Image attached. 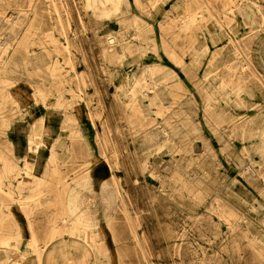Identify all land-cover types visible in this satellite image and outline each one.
<instances>
[{"label":"rangeland","instance_id":"rangeland-1","mask_svg":"<svg viewBox=\"0 0 264 264\" xmlns=\"http://www.w3.org/2000/svg\"><path fill=\"white\" fill-rule=\"evenodd\" d=\"M211 1L209 0L208 5L213 7L217 13L219 10L222 18L220 22L215 21L203 7L198 11L204 26L213 21L221 28H233L236 14L239 12L243 23L232 31L240 29L245 32L243 39L247 42L255 36L257 30L264 26V18L259 21L257 19L244 20L242 15L244 11H251L252 8H255V5L259 4V0H213L214 3ZM64 2L69 10L71 22V27L66 29V32L71 39L75 37L77 42L74 43L75 40H71L70 54L73 56V60L68 62L66 58L64 35L55 21H53V28L50 29L48 27L32 28L31 39L37 40L41 36L42 39L40 40L41 44L39 40L38 43L30 42L29 48L39 50L42 45L45 46L48 56L45 57L44 63L50 64L51 68H56L55 71H57L56 76L51 79L54 81L52 87L64 90V95L69 97L72 107H74V110H71L69 114L65 112L70 110L65 109L64 106L60 109H53L45 119L47 123L53 125L52 136L54 138L61 136L63 141L60 143L66 144L69 148L70 153L59 154L58 168L61 169L60 177L70 183L71 194L69 195H71L70 198L73 200L74 206L82 207L85 210L83 217L97 222L107 232L108 237L104 244L109 246V250L105 254L112 257L108 264H147L141 254L137 239L142 231L146 235L149 259L156 264L164 262L165 226L163 223L165 222L158 220L154 213L158 212L163 216V211L171 208V215L178 226L181 223L177 217L182 214L178 209L176 210L174 203L163 201L164 197L168 196L172 199L175 196L173 192L185 194V192L193 191L194 195L201 194L204 200L208 201L211 195L219 196V193L226 192L222 186L238 174L237 169L250 177V180L251 177H255L252 182L245 184V188L248 190L252 202H256V212L264 211V181L262 182L264 161L251 156L247 152V148L241 146L232 137V132L240 127L239 125L246 121L249 115L257 113L264 106V80L251 71L249 66L239 67L241 72L250 76L255 85L260 88L258 92L261 98L249 104L240 103L239 100L235 102L221 100L223 104L219 105V101H216V108L213 109L215 112L208 111L209 107L204 108L203 101L197 102L191 93L182 89L177 90L172 96L169 94L165 96L164 86L160 83L149 94L162 99V110L157 111L152 120L145 119L142 114L131 110L130 104L127 102L126 95L130 92L129 76L135 73V70L138 71L142 68L138 65L142 64V60L147 62L149 55H155L161 62L160 66L153 68L158 71L155 74L161 73L165 69L172 70L174 73L178 72L179 65H176L174 61L176 58L173 59L171 53L168 54V51L164 50L161 40L155 45L150 44L153 40L142 43V34L138 35L139 32L136 34L130 27L121 26L118 36H122L124 40L115 47L109 48L106 40L108 24L89 21L86 15L81 12L80 0H64ZM134 6L137 7V5ZM183 12H188V8L186 7ZM228 13L231 15L230 18H228ZM249 17L251 18V16ZM256 17L259 18L258 15ZM81 19L83 24L80 22ZM24 29L14 31L17 36L12 40V43L25 36L26 30ZM174 33L173 30L172 35L165 34V37L173 44H179V33L177 32L176 36ZM48 34H51L52 38H49ZM189 42L192 43V41ZM75 44L78 45L77 48ZM122 45L125 46V51L129 54L137 53L139 55L138 62L123 60ZM175 49L180 51L179 46H175ZM183 54L190 57V53L187 51ZM200 54L204 57L207 52L203 51ZM118 57L120 58L118 59ZM70 62H73V67ZM135 66L139 67L138 70ZM9 68L10 70L7 72L0 71V84L10 87L14 90L13 94L21 96L24 105L26 104L25 97L28 94L24 86L27 87L30 81L39 80L41 77L46 78L45 72L42 71L35 75L31 68L28 67L26 71L23 66H20V62L17 67ZM236 69L237 67L234 66V70ZM84 70L86 73L84 79H81ZM173 77L175 76L173 75ZM144 78L148 77L145 75ZM192 78L194 79L193 75ZM122 80L128 82H121ZM19 86H23L25 91L22 89L19 93L16 92L19 90ZM237 92H241V90ZM83 102L88 105L90 110L76 111V107H79L78 105ZM23 105L16 111L15 116L9 118L6 127L3 129L0 127V146L6 149L9 157L8 162L14 166V171L0 177L2 181L0 182V206L18 209V211L1 214L2 216L12 215L13 224L16 223L19 226V234L10 237V239H21L22 236H28L31 240L34 239L32 241L35 246L42 242V245L46 247L48 243H60L62 240L52 238L47 232L48 219L54 215L58 205L51 202L54 195L53 192H50L47 195L50 202H44L42 193L40 201L37 200L36 203L33 201L29 216H26L25 210L22 208L21 202L25 201L30 190H33V187L29 190L26 186L20 187L19 184L24 176L25 163L31 161L33 166L38 161V159L35 161L32 157L31 160L26 156L27 136L32 129L31 126L36 131L40 129L39 124L35 123L41 117V109L33 106L30 110H24ZM68 117L73 119L71 127L67 126L66 119ZM183 122H187V124H183ZM177 125L182 126L183 129L188 127V130L176 133L174 129ZM168 137L172 138L170 145L165 144ZM209 152L212 155H209ZM106 159L112 166L111 170L107 168ZM40 163L42 167L45 163L44 157L40 158ZM36 166L39 167L38 164ZM203 168L208 169L209 172L203 173ZM193 173L204 178L206 187H202L200 190L189 185L198 186L199 181L202 180L199 177L194 182L188 181L189 184L185 185V188L173 186V182L179 185L183 177ZM37 174L43 175L42 171ZM123 192L136 202L134 207L128 206L130 214L135 207L143 208L140 212L141 224L138 223L133 213L131 218L127 219L125 213L120 209L116 194H123ZM199 192H209V194L206 196ZM220 196L223 198L225 195ZM229 198L230 206L241 214V220L236 235L233 237L237 241V245H229L230 250L223 252L225 259L222 261L227 264H264V242L257 243L259 249H254L248 244L247 238L242 236L246 223L251 220V217H254L255 211L253 212L248 204L236 201L233 196L229 195ZM81 199L88 200V203L85 204L83 200L80 206L76 205ZM183 199L188 207L195 205V200L187 194ZM139 200L142 203L138 205ZM109 215H111L112 221L109 220L108 225L107 217ZM193 221L192 218L188 222L190 228L186 233V240L192 242H194L193 239H199L198 228L195 227L196 224ZM29 223L31 229L28 228ZM216 223L219 224L222 232L227 230L225 219L219 217L214 211L211 212L210 218L204 219L201 227L205 232H209L212 224ZM57 224L61 225L59 221ZM8 227L7 225L5 229L9 230ZM87 232L81 234L84 236ZM7 247L6 244L0 245L2 249ZM87 250L80 264H101L99 254L89 246ZM227 255H229V259H227ZM73 256L68 253L67 264H78L77 257ZM182 260L183 264H186L184 260L188 262L187 256L182 257ZM176 264H180V260L177 259Z\"/></svg>","mask_w":264,"mask_h":264},{"label":"bare ground","instance_id":"bare-ground-1","mask_svg":"<svg viewBox=\"0 0 264 264\" xmlns=\"http://www.w3.org/2000/svg\"><path fill=\"white\" fill-rule=\"evenodd\" d=\"M158 1L159 0H135L139 10L138 13L129 14L124 18L113 19L108 22L95 18L91 15V11H94V14L98 16L101 13L102 15L105 14L103 10H101L103 8L99 7V2H97V0H80V6L81 12L83 15H86V18L89 21L98 24H108V37L106 40L109 48L115 47V45H117L120 41L124 40L122 36H118L117 31L118 28L123 26L133 28L136 34L139 32L138 35L142 34V43H144V41L151 42L153 40L150 44L155 45L159 42V40H161L163 44L162 46L164 50H166L168 47L167 43L170 42L169 39L164 37V35L162 37L155 36L153 38L151 30L147 29L149 25L144 19L149 9L154 7ZM125 6L130 7L129 4H126ZM255 6L257 13L254 11L251 12L250 10L246 11L245 20H248L249 16H251L252 20L257 19L258 21L264 18V16L260 14L259 4ZM202 7H205L207 12H209L213 18L214 13L212 7H210L208 3H204ZM106 13L108 14V12ZM256 15H258L259 18H257ZM192 16L193 14H189L188 19ZM53 21H55L62 30V34L64 35L65 51L67 52L66 58L68 59V62L72 61L73 56L70 54L71 40L74 41L75 37L71 39L66 32V29L71 27V22L69 10L66 7L64 0H0V71L7 72L10 70L9 67H17L20 62V66H23L26 71L29 67L35 75H38L42 71H44L46 75V78L41 77L39 80L30 81V84H28L27 87L24 86V88L23 86H19V90H16V92L19 93L24 88L28 92L25 97L26 104L24 105L23 100H21V96H17L16 93L13 94L14 90L10 89V87H5L0 84V127L1 129L6 127L9 123V118L11 116H15L16 111L21 109L22 105L24 110H30L33 106L37 109H41V117L38 122L35 123L37 125L39 124L40 129L36 131L31 126L32 132L30 130L27 136L28 149H26V156L28 158L32 157L35 161L38 159L36 164H38L39 167H37L36 164L32 166L30 163L31 161H27L25 163L26 167L23 169L24 176L19 184L20 187L26 186L29 190L33 187V190H30L29 195H27V199L21 202L23 205L22 208L25 210L26 216H29L31 214L30 207L33 201H35V203L37 200L40 201V194L42 193L44 202L48 203L50 200L47 195L48 193L53 192L54 199H52L51 202H53L56 206L58 205V207L55 209L54 215L50 216L48 219L49 225H47V232L50 236L55 239H62L60 247H62L64 251L74 250L78 264L81 263L87 253L88 246L94 252L99 254L101 264H108L112 257L108 255L106 256L105 254V252L109 250V246L104 244V242L107 241V232L97 222L84 218L83 212H85V210L82 207L77 208L74 206L73 200L70 198L71 195H69L71 194L69 191L71 190L70 183L60 177L59 174L61 173V169L58 168L59 154L70 153V151L66 144L60 143L63 141L60 138L61 136H57L56 138L52 136L51 128H53V125L47 123L45 119L47 115L51 114L53 109H60L64 106L65 109L70 110L65 112L68 114L71 113V110H74L69 97L64 95V90L57 88L54 89V87H52L54 81L51 79L56 76L57 71H55L56 68H51L50 64L47 65V63H44L46 59L45 57L48 56L45 46L42 45L39 50H31L29 48L30 42L38 43L39 40V43L41 44L40 40L42 39V36L37 40L31 39L30 35H33L32 28L48 27V29H50L54 26ZM216 21L219 22L218 17L216 18ZM80 22L83 24L82 19ZM17 29H20L21 31L23 29L26 30V34L24 32L25 36L12 43V40L17 36L14 34V31ZM161 29H164V27H161ZM48 37L52 38L51 34H48ZM207 38L211 40L210 36H207ZM74 43H77L76 40ZM75 47L77 48L78 45L75 44ZM171 56L173 59L176 58L174 61L176 62V65L178 64L180 66V55L175 51H171ZM119 58L120 57H118V59ZM70 64L73 67V62H70ZM169 71L172 72L170 73L172 76H169L166 80L159 83L153 81L154 74L158 72L157 69L153 68H141L138 71L135 70V73H132V75L129 76L130 92L126 96L131 110L138 114H142L145 119L152 120L154 115L157 114V111L162 110L163 107L162 99L160 97L149 94L153 91L156 85L162 83L166 89L165 92L167 95L169 94V96H172L177 90L185 89L184 86L180 84L178 79L173 77V75L176 74L172 70H168V72ZM28 73L31 72L28 71ZM85 73L86 71L84 70L82 72L81 79H84ZM145 75L148 78L145 79ZM78 96L80 97V95ZM240 103H242V101H240ZM80 104L81 105H78L79 107H76V111L90 110L88 105L84 102ZM66 120L67 126L71 127L73 119L68 117ZM184 123L187 124V122H183V124ZM187 128L188 127H185L183 129L182 126L177 125L174 130L178 133L180 131H187ZM194 130L196 131V128ZM170 141H172L171 137L166 138L165 144L170 145ZM247 152L250 154L248 150ZM208 154L212 155L210 152ZM41 157H44L45 162L42 167L40 163ZM8 161L9 157L6 149H3L0 146V177L14 171V166ZM106 164L107 168L111 170L112 166L107 159ZM203 170V173L209 172L206 168H203ZM39 171H42V176L37 174ZM237 172L238 174L235 177L222 186V188L226 190L225 193H219L220 195H225L223 198L220 195H211L210 199L205 201L203 195L201 194L194 195L192 193L193 191L185 192L187 196L195 200V205L188 207L183 199L185 196L183 192H173L175 196H173L172 199L168 196L164 197L163 201L167 200L170 204L174 203L176 210L178 209L182 212V214L180 217H177L178 221L181 223L180 226H178L174 222V218L171 215L170 206L169 210L163 211V216H161L158 212L154 213V216L158 220L165 222L163 223V226H165L163 242L164 262L161 261L159 264H176L177 259L180 260V264H183V260L181 261V258L185 255L188 258V262L184 260L186 264H227L222 261V259H225L223 252H229V245H237V241L233 237L236 235V231L240 226L241 220V214L230 206L231 200L229 195L233 196L238 202L248 204L250 209L253 212L255 211L253 214L254 217H251V220H248V223H246L245 232L242 236L247 238V242L252 246V248L259 249L257 248V243L264 242V211L256 212V202H252V198L248 193V190L245 188V184L247 182H252L255 177H251L250 180V177H247L243 172H241V170L237 169ZM197 177L202 179L199 181L198 186L188 183V181L194 182ZM263 181L264 179L262 182ZM0 182H2L1 179ZM181 182L179 185L175 182L172 184L175 188L181 189L185 188V185L187 184L192 185L191 187L195 186L200 190L202 187H206L204 178L194 173L190 174V176L188 175L183 177ZM208 186L211 187L212 185L209 184ZM204 194L207 196L209 192H205ZM116 197L119 200V207L125 213L126 218H131V214L133 213L136 220H138V223L141 224L140 212L143 208L140 206L139 208L135 207L136 209L133 208L132 213L130 214L128 206L134 207L136 202L133 201L132 198L125 192H123V194H116ZM83 200L84 199H81L76 205L80 206ZM84 203L87 204L88 200H84ZM139 203L142 202L139 200L138 205ZM213 211L216 212L219 217L225 219L227 223V230L225 232L220 230L219 224L217 223L212 224L209 232H205L201 227L204 219L210 218L211 212ZM202 213L204 214L200 217ZM11 216L12 215H7L0 218V245L6 244V246H8L7 240L10 237L19 234V226L16 223L13 224ZM107 218V224L109 225V220L112 221L111 215ZM192 218L194 220L193 222L196 224L195 227L198 228L199 236V239H193L194 242L186 240V233L188 228H190L188 222H190ZM58 221L61 224L60 226L57 224ZM7 225L9 226L8 228H10L9 230L5 229L7 228ZM28 228L31 229L30 223L28 224ZM86 231L88 232L83 236L81 233ZM110 232H112L111 229ZM145 238L146 235L143 231L137 238L141 254L147 264H156L153 260L149 259V252ZM32 240L34 241V239ZM227 259H229V255H227Z\"/></svg>","mask_w":264,"mask_h":264},{"label":"crops","instance_id":"crops-1","mask_svg":"<svg viewBox=\"0 0 264 264\" xmlns=\"http://www.w3.org/2000/svg\"><path fill=\"white\" fill-rule=\"evenodd\" d=\"M97 2L105 14L101 13L98 16L94 14V11L90 13L93 17L107 22L139 12L138 8L134 6L136 5L135 0H97ZM214 2L211 1V3ZM204 3H209V0H159L144 17L153 38L163 35L165 37V34L172 35L173 30L175 31L174 36L179 33L180 43L173 44L169 40L165 50L168 51V54L175 51L181 57L182 65L180 64L178 72H175V78L184 86L185 89L182 90L191 93L197 102L203 101L204 108L209 107L208 111L216 108V101L222 105L221 100L234 102L239 100L245 104L259 100L261 98L258 92L260 88L255 85L250 76L242 73L239 67L249 66L251 71L264 80V26L256 31L255 36L251 37L249 42L243 39L245 32L240 29L232 31L243 23L239 12L236 14L233 28H221L213 21L204 26L198 11L203 8ZM258 3L260 14L264 16V0H259ZM126 4L131 6L127 7ZM186 7L188 12L185 13L183 11ZM212 9L214 20L216 21L218 17L220 22L222 16L219 10L217 13L213 7ZM251 11L257 13L256 8H252ZM189 14H193V16L188 19ZM242 15L245 20L246 11ZM230 17L231 15L228 13V18ZM117 31L120 33L119 28ZM162 31L163 33H161ZM207 36H210L211 40ZM188 41H192V43H188ZM175 46H179L180 51H177ZM121 47V55L125 62H138L139 55L137 53L129 54L125 51L124 45ZM186 51L190 53V57L183 54ZM203 51L207 52L204 57L200 54ZM160 65L161 62L155 55H149L147 62L142 60V64L138 66L154 68ZM138 66L135 67L139 68ZM234 66L237 67L236 70H234ZM209 68L210 70H207ZM170 73L172 72L165 69L163 72L155 74L153 81L166 80L172 76ZM124 81L128 82L127 80L121 82ZM238 90L241 92H237ZM165 91L164 87L166 96ZM213 112L215 111L213 110ZM239 126L232 132L233 139L247 148L251 156L264 161V106L257 113L249 115V118ZM14 211H18V209L0 206V218L2 217L1 213L6 214ZM7 243L6 249L0 248V264H67L68 253L74 255L73 257L76 256L74 250L64 251L58 242L48 243L46 247L41 242L35 246L28 236H22L21 239H10Z\"/></svg>","mask_w":264,"mask_h":264}]
</instances>
